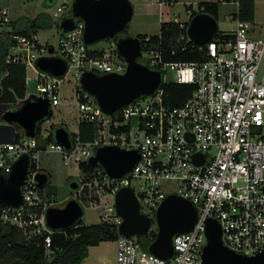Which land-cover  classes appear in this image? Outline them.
<instances>
[{
  "label": "built area",
  "instance_id": "built-area-1",
  "mask_svg": "<svg viewBox=\"0 0 264 264\" xmlns=\"http://www.w3.org/2000/svg\"><path fill=\"white\" fill-rule=\"evenodd\" d=\"M222 2L237 4L239 11V0ZM165 3L170 2L159 0L161 7ZM193 11L188 9L189 21ZM71 15L72 8L66 4L54 13V17ZM249 24L251 21L236 18L234 29L219 30L211 40L201 44L202 59L188 62L166 60L160 50L148 45V36L147 48L142 42L139 61L162 73L160 87L154 94L138 96L113 114H107L83 88L81 77L89 70L100 75L127 71L128 62L119 54L117 40L112 38L101 55L90 54L85 22L76 18L74 28L62 31L55 47L41 42L37 35H14L9 12L0 7V35L17 38L8 59L24 63L28 89L31 82L36 86V92L28 90L13 109L28 99H49L53 117L55 110L68 104L64 101V85L74 82L77 126L75 131L68 126V116L58 122H49L51 117L42 123L36 137L25 134L16 140V126L1 133L0 173L8 177L13 164L25 154L29 165L21 186L23 203L20 206L0 203V220L23 228L28 236L58 231L47 226L46 212L53 202L49 200L48 183L41 186L38 180L40 173H46L40 166L41 155L58 152L66 165L77 166L79 170V186L72 197L83 208L84 203L97 208L100 222L111 225L118 235L115 259L99 264H203L210 218L220 222L223 243L230 250L247 256L263 250L264 32H255ZM180 38L186 46L189 42L199 45L188 34ZM46 55L65 59L66 73L55 76L40 70L36 61ZM170 81L195 85L192 94L180 105L169 106L164 102L162 85ZM83 121L96 126L93 141L80 138L79 125ZM59 125L71 134L70 148L55 137L48 140ZM39 134L48 140L45 147L39 144ZM104 145L137 149L140 160L122 178H112L101 165L89 163L95 149ZM83 163L94 168H84ZM167 183L170 186H165ZM125 186L134 190L141 211L152 220L169 194H179L196 206L197 221L191 231L173 237L171 258H161L143 248L140 235L121 234L123 218L116 210L115 197ZM50 240L48 235L47 245Z\"/></svg>",
  "mask_w": 264,
  "mask_h": 264
},
{
  "label": "water",
  "instance_id": "water-1",
  "mask_svg": "<svg viewBox=\"0 0 264 264\" xmlns=\"http://www.w3.org/2000/svg\"><path fill=\"white\" fill-rule=\"evenodd\" d=\"M133 16L134 6L130 0H74L72 15L64 17L58 26L65 32L74 28L76 18L83 20L85 41L91 45L125 32ZM218 32V20L206 12L195 14L187 27L189 38L199 45L211 40ZM117 47L119 54L128 62L125 73L100 75L89 70L81 77L83 88L96 98L102 111L107 114H113L138 96L154 94L162 82L160 71L139 61L143 50L140 37L121 35L117 38ZM50 50L53 51L52 46ZM36 66L55 76L64 75L67 70L66 60L54 55L38 58ZM52 114L49 99H28L20 107L7 111L6 126L21 125L27 136L36 137L42 123L51 118ZM54 137L65 147H71V134L65 126H57ZM139 160L137 149L126 150L117 145H104L95 149L89 163L93 166L101 165L112 178H122ZM28 165L29 158L25 154L13 164L8 177L0 173L1 204L20 206L23 203L21 186L27 176ZM38 180L44 186L49 177L47 173H40ZM78 186L77 181L70 184L72 190ZM115 201L116 210L123 218L119 227L121 234L141 236L149 232L153 220L141 211L139 198L131 187H122L116 193ZM46 215L48 227L63 230L78 223L83 218L84 210L78 199L71 197L62 207H49ZM197 217V208L189 199L179 194L166 196L156 212L158 231L149 250L161 258H171L174 254L173 237L191 231ZM202 258L203 264H264V249L251 256L230 250L223 243L220 222L210 218L207 220V244Z\"/></svg>",
  "mask_w": 264,
  "mask_h": 264
},
{
  "label": "trees",
  "instance_id": "trees-1",
  "mask_svg": "<svg viewBox=\"0 0 264 264\" xmlns=\"http://www.w3.org/2000/svg\"><path fill=\"white\" fill-rule=\"evenodd\" d=\"M168 1L172 3L178 0ZM220 2L222 0L200 2L192 16L199 12H206L218 20ZM239 3L236 17L245 21H253L255 0H239ZM191 7L192 5H189V9ZM54 24L56 22L53 17L43 13L34 19H29L24 26L12 22V33L32 37L37 35L39 30L50 28ZM188 25L189 20L162 21L158 33L138 34L137 36L140 37L145 48H147L146 38L150 36L148 45L160 50L168 61L200 60L203 57L201 45L193 46L192 42H189L186 46L184 41L180 40L181 35L187 34ZM114 39L117 40V38ZM16 44V37L0 35V132L3 133L6 129H14V127L6 126L7 124H2L3 112L9 107L18 106L19 101L23 100L28 93L25 64L8 59L12 47ZM89 46L90 54L101 55L103 53V48ZM162 88L165 104L177 106L192 94L195 85L170 81L164 83ZM18 135L17 131L15 133L16 140L19 139ZM79 135L83 141H93L97 135V128L93 123L83 121L79 125ZM37 139L40 146L45 147L48 140L54 139V132H51L48 140H44L40 134ZM81 166L94 168L87 163H83ZM48 235L51 239L50 245H47L46 242ZM156 235L157 231L154 229L141 235L140 240L143 248L149 250ZM117 236L116 230L109 224L103 222L85 223L82 219L67 229L54 231L51 234L42 231L31 236H28L23 228L0 220V264H82L88 256L91 246H97L102 241H115Z\"/></svg>",
  "mask_w": 264,
  "mask_h": 264
},
{
  "label": "rangeland",
  "instance_id": "rangeland-1",
  "mask_svg": "<svg viewBox=\"0 0 264 264\" xmlns=\"http://www.w3.org/2000/svg\"><path fill=\"white\" fill-rule=\"evenodd\" d=\"M74 0H0V7L6 8L12 19V22L20 26H24L29 19H34L40 14L46 13L53 17L56 24L50 28L39 30L37 37L43 43H48L58 47L62 31L59 29L58 23L62 20L61 17H54V13L59 6L66 4L72 8ZM134 6V16L128 25V33L137 36L138 34H155L159 32V26L162 21H187L189 5H192L193 10L198 9V4L205 1L218 0H178L172 3H165L162 7L159 5V0H130ZM255 17L249 24L250 28L256 31L264 32V0H255ZM68 11V10H67ZM238 5L229 2H220L218 11V24L220 31H229L236 27V14ZM123 33L118 34L114 38H118ZM260 34H256L259 36ZM112 39V38H110ZM110 39H102L94 44L93 47L103 48L110 45ZM29 91L36 92L35 83L31 82ZM76 83L70 82L64 85V104L62 107L55 110V114L49 122H58L64 117L76 112L73 105L75 102ZM28 91V92H29ZM9 107L2 114V124H7L6 113ZM72 121V120H71ZM19 133V138L25 136V130L21 125H15ZM72 130L74 126L69 125ZM9 129L4 130L7 132ZM40 166L43 171L51 176V180L47 184L49 192V200L53 202V206L62 207L72 197L74 190L68 184L69 181L75 179L78 181L77 166H68L64 163L62 156L58 152H45L41 155ZM165 186H170L168 183ZM172 186V184H171ZM84 215L82 220L85 223H98L99 210L95 207L84 203ZM152 229L158 231L156 219H153ZM116 241H102L97 246H91L88 256L82 264H98L100 262H111L115 258Z\"/></svg>",
  "mask_w": 264,
  "mask_h": 264
},
{
  "label": "crops",
  "instance_id": "crops-1",
  "mask_svg": "<svg viewBox=\"0 0 264 264\" xmlns=\"http://www.w3.org/2000/svg\"><path fill=\"white\" fill-rule=\"evenodd\" d=\"M160 27V26H159ZM146 34H149V33H146ZM156 34V33H155ZM149 35H152V33L151 34H149ZM71 116H70V120H68L69 122H70V124H72L73 126H74V131L77 129V126H76V112H75V114L73 113H71L70 114ZM72 120V121H71ZM47 173V172H46ZM47 175H48V177H49V179H50V175L47 173ZM50 181V180H49ZM49 183V182H48ZM115 256H116V253H115ZM115 258H113V260H114ZM100 263H102V262H100ZM99 264V263H98Z\"/></svg>",
  "mask_w": 264,
  "mask_h": 264
},
{
  "label": "flooded vegetation",
  "instance_id": "flooded-vegetation-1",
  "mask_svg": "<svg viewBox=\"0 0 264 264\" xmlns=\"http://www.w3.org/2000/svg\"><path fill=\"white\" fill-rule=\"evenodd\" d=\"M122 35H130L128 32H123V34ZM49 180H51V176H50V179ZM74 181H77V180H75V179H73V180H71V181H69L68 182V184H69V186H70V184L72 183V182H74ZM78 182V181H77Z\"/></svg>",
  "mask_w": 264,
  "mask_h": 264
}]
</instances>
